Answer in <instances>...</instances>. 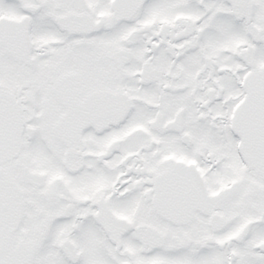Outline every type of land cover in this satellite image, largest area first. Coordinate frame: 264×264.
I'll return each mask as SVG.
<instances>
[{
	"label": "snow or ice",
	"instance_id": "1",
	"mask_svg": "<svg viewBox=\"0 0 264 264\" xmlns=\"http://www.w3.org/2000/svg\"><path fill=\"white\" fill-rule=\"evenodd\" d=\"M0 264H264V0H0Z\"/></svg>",
	"mask_w": 264,
	"mask_h": 264
}]
</instances>
